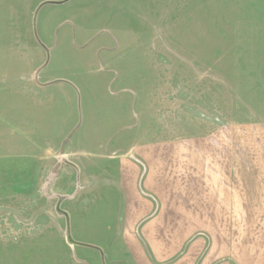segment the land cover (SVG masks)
<instances>
[{"label": "rangeland", "instance_id": "rangeland-1", "mask_svg": "<svg viewBox=\"0 0 264 264\" xmlns=\"http://www.w3.org/2000/svg\"><path fill=\"white\" fill-rule=\"evenodd\" d=\"M220 125L240 134L241 198L224 205L241 212L192 236L264 264V0H0V264H133L120 198L94 192L87 170L113 130Z\"/></svg>", "mask_w": 264, "mask_h": 264}, {"label": "crops", "instance_id": "crops-1", "mask_svg": "<svg viewBox=\"0 0 264 264\" xmlns=\"http://www.w3.org/2000/svg\"><path fill=\"white\" fill-rule=\"evenodd\" d=\"M111 118L115 127L121 115L114 112ZM234 130L220 125L204 133L161 138L160 128H143L131 140L112 131L111 151L105 163L87 170L88 181L97 183L94 192L104 189L119 196L118 223L133 264H240L234 256L206 248L204 237L192 236L194 230L218 228L210 215L241 212L240 204L224 205L225 199L241 198V153L235 150L240 134L235 136ZM257 166L262 172L263 162ZM59 184L55 179L57 206L70 219L78 207L70 203L60 208L68 197L57 192ZM84 188L91 186L80 185L77 191Z\"/></svg>", "mask_w": 264, "mask_h": 264}, {"label": "bare ground", "instance_id": "bare-ground-1", "mask_svg": "<svg viewBox=\"0 0 264 264\" xmlns=\"http://www.w3.org/2000/svg\"><path fill=\"white\" fill-rule=\"evenodd\" d=\"M58 211H60L59 209H58ZM61 212V211H60Z\"/></svg>", "mask_w": 264, "mask_h": 264}]
</instances>
